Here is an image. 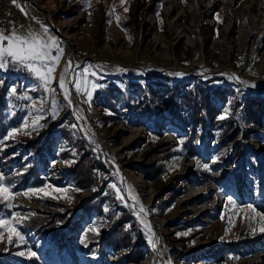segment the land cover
<instances>
[{
  "label": "rangeland",
  "instance_id": "1",
  "mask_svg": "<svg viewBox=\"0 0 264 264\" xmlns=\"http://www.w3.org/2000/svg\"><path fill=\"white\" fill-rule=\"evenodd\" d=\"M49 1L52 8H42ZM16 7L24 21L6 33L52 36L57 43L60 29L71 38L60 47L63 55L48 86L55 91L26 70L0 69V175L19 193L11 208L0 201V219L17 214L24 237L9 243L8 230L0 227V264H83L81 255L91 264H159V254L160 264H264V116L262 131L245 122V99L264 101V0H16ZM70 49L79 60L74 78L91 93L72 85L94 134L105 151H113L121 171L141 177L150 190L143 195L144 209L159 235L158 251L150 252L148 262L152 234L132 211L107 151L80 128L60 90L57 75ZM182 84L195 91L223 90L224 96L208 97L218 108L216 124L198 96L193 103L202 119L189 121L194 110L178 96ZM37 118L43 127H32ZM169 124L175 129H167ZM227 124L228 134L237 132L235 139L220 137L218 128ZM25 125L30 135L3 139ZM158 150L177 153L155 158ZM83 158L96 183L92 188L74 177ZM152 163L164 173L160 186L175 191L164 202L144 173ZM40 188L49 195L24 194ZM35 212L67 217L56 222L58 228L42 230L25 224ZM229 244L238 247L222 261L217 252ZM110 253L119 261L108 260Z\"/></svg>",
  "mask_w": 264,
  "mask_h": 264
},
{
  "label": "snow or ice",
  "instance_id": "2",
  "mask_svg": "<svg viewBox=\"0 0 264 264\" xmlns=\"http://www.w3.org/2000/svg\"><path fill=\"white\" fill-rule=\"evenodd\" d=\"M16 0H13V3H15ZM87 2V0H85ZM123 3V0H121ZM127 11V9H125ZM119 17H117V21L119 22ZM45 32H47V29H45ZM55 48L56 55H52V49ZM63 55V49L59 47V45L56 43V38L52 36H48L46 39L41 38L40 36L30 34L27 36L24 35H18L14 30L11 31V33H6L4 30L0 29V69H9V68H17L20 70H26L30 74H34V76L42 82L43 86L49 90V91H55V89L49 88V84L51 83V80L53 79V73L56 70V66L60 62V58ZM71 62H69L70 65ZM69 65H66V69ZM89 69H84L85 73H88ZM92 75H96V73H92ZM176 75H183L181 73H177ZM84 82L87 83V75L84 77ZM72 85L76 88L77 92L85 91L86 89H82L81 82L78 77L74 78L72 80ZM59 86L61 89H64V98L68 100L69 103H71V100L69 99L70 93L67 91V84L64 80L63 73L60 75L59 79ZM102 86V85H101ZM16 89H12V92L14 93ZM86 94L90 97L91 93ZM232 101H229V104H231ZM56 108V101L53 99L52 101V109H53V116H55ZM43 111V108L40 109ZM220 119H223L224 117H219ZM43 127V125L39 124V118L32 121V127ZM27 125H25L23 128H13L11 129L5 137H3L4 140H8L9 138L14 139L15 134L17 132H23L24 135H30L31 133L27 131ZM198 166H202L205 169L208 168V164H200V161H197ZM76 191H79V189H76ZM39 192H43L45 196L49 195V193L44 191V188L40 189H28L27 192L24 194L28 196V193H32L33 195L38 194ZM14 195H19V193H13L11 188L4 182V177L0 175V201L7 203V206L9 208L13 207V205L10 203L11 199ZM30 199L31 196H28ZM55 198V197H54ZM71 202V197L66 196ZM134 198V197H133ZM226 199L235 204V200L231 196H227ZM250 209L255 211V209L252 208V205H248ZM140 212H144L143 206L140 207ZM260 218L262 221H264V214H260ZM23 219H26L24 217ZM250 219V217H249ZM143 223V220H141ZM13 224L15 226H13ZM21 224V218L18 217L17 214H13V219H0V227L8 230V242L13 243V237L16 238V241L23 242L24 237L21 234V232L17 231V228ZM145 228L147 229L148 233L151 234L152 229L151 225L145 224ZM93 231H96L93 229ZM255 232V230H253ZM260 231L264 232V227L260 228ZM184 235H187L185 233ZM84 240L82 238L81 243H83ZM149 242L152 243V247L155 248V242L152 240V236L149 235ZM24 254V253H21ZM30 256H36L35 252H29Z\"/></svg>",
  "mask_w": 264,
  "mask_h": 264
},
{
  "label": "trees",
  "instance_id": "3",
  "mask_svg": "<svg viewBox=\"0 0 264 264\" xmlns=\"http://www.w3.org/2000/svg\"><path fill=\"white\" fill-rule=\"evenodd\" d=\"M182 90L184 91L183 94H178V96L180 98H182V100L184 101L185 105H187L190 109H193L194 112L190 115L189 117V121L196 123V121L202 119V113L200 111V108L198 107V103H193L194 99L198 96V102L201 103V105L203 106L206 115L209 116L213 123H215L214 118V114H216V108L215 106H213V104H211V102L208 101V97L211 94L214 95H220V96H224V92L223 90H221L220 87H216V88H212L211 89V93H209L208 90H205L204 88H200L199 90H196L192 87H188L187 84H182L181 85ZM105 91H109V90H105ZM101 96V94L98 92V94H96V96ZM160 97V96H159ZM165 97V103H169L170 104V100L171 98H167L166 94H164ZM101 103V102H100ZM164 102L161 101V104H165ZM261 103H264V101L262 102L261 100H259L258 98L256 99H252V98H246L245 99V109L247 110V119H245V122L247 125H249L252 129L255 130H261L262 131V116H264V110L262 111V106ZM2 105V101L0 100V106ZM172 109V108H171ZM264 119V118H263ZM234 122V120H233ZM230 127V124H227V129H223V126H220L218 129L220 130V137L223 136H227L229 137V139H235L237 132L228 134V128ZM1 126H0V130H1ZM211 131V130H210ZM207 135H209L208 133H206ZM194 138V128L192 131H190L189 133V140L192 141V139ZM191 151V147L189 148V152H187V154H190ZM154 152V151H153ZM175 154L177 153L176 150L169 152V151H163L162 150H158L155 155H157L155 158L159 156L161 157H165V155H170V154ZM144 157H146L148 159V154H146ZM84 158L81 160V162L76 166V170H75V179H78L80 181H90L91 183L87 186H81V187H88V188H92L94 186H96V183L94 181V179L92 180V173H91V169L88 168L87 162H84ZM84 164V165H83ZM161 165L157 164V163H152L151 165L145 167L144 169V173L145 175L149 178V180L152 182L153 185H155L156 187H159V191L157 194V200H161L162 202H164L166 195H168L170 192L166 191L164 188H162L160 185V182H162L161 180V176H163L164 173H161ZM175 191H171L170 194L174 193ZM99 192H97L92 198L94 197H98ZM89 203V202H88ZM91 203V202H90ZM88 205V204H87ZM86 205V206H87ZM66 214H58V213H48V212H35L33 214H31L29 216V219L27 221H25L26 226L31 227V228H38V229H47V230H52L55 228H58L61 224H57L56 222H62L64 219H66ZM235 244H229L228 246H221L220 250L217 252L218 258L222 259V261L228 260V255L234 251H236L234 249H232V247H238V246H234ZM219 253V254H218ZM222 257V258H221ZM3 261V259L0 260V263ZM24 264H29V262L27 261H23Z\"/></svg>",
  "mask_w": 264,
  "mask_h": 264
},
{
  "label": "bare ground",
  "instance_id": "4",
  "mask_svg": "<svg viewBox=\"0 0 264 264\" xmlns=\"http://www.w3.org/2000/svg\"><path fill=\"white\" fill-rule=\"evenodd\" d=\"M211 1L216 2L217 0H211ZM206 6H208V4H206ZM46 7L48 9H49V7L52 8V3L49 1L48 6H43L42 8H46ZM48 18H50V15L48 16ZM59 31H60V29H59ZM176 31L178 33L182 34L183 36H185L187 38V40L190 41V34L187 31H181L179 29L176 30ZM69 62H71L70 65H69ZM78 64H79V60H77L76 55L74 54L72 49H70L69 52L66 54L65 59L63 61V64H62V66H61V68L59 70V73L57 75V80H58V83H59L60 75H61V73H63L64 80H65V82L67 84V91L70 93L69 99L71 100L70 108H71L72 114H73L76 122L80 126V128L83 131H85L90 138L95 140V139H98V138L94 134V131L92 130L91 126L89 125V122L85 118V115L83 113L81 105H80V103L78 101L77 95H76V93H75V91L73 89L72 83H71L72 80L74 79L75 70H76V67H77ZM66 65H69L67 67V69H66ZM202 69H204L203 65L201 66V70ZM60 90L64 94V89L60 88ZM167 129L174 130L175 129V125L174 124H169ZM95 142H96V140H95ZM106 151H105L106 152V158H107V160L110 163V167H111V169L113 171L112 174L117 176V178L119 179L120 188H121L123 194L126 196L128 202L130 203V205H131L130 207L132 208V211L134 212L135 215L143 217L144 226H145V224L151 225V229H152L151 234H152V236L154 238L153 241L155 242L156 246H155V248L152 247V250L148 251V255L146 256V260H147L146 262H148L150 257H151L150 252L151 251H154V252L156 251V253H157V251H158V235H159L158 228L156 227L157 222L152 220L147 214H145L146 213L145 209H144L143 213L140 212V207L141 206H143V208H145L143 195L147 194V193H150L149 192L150 190H148L149 188H147L146 183L144 182V180H142L141 177H137L134 174H131L126 169H122L123 171H121V169L116 164V159H115V157L113 155V151H111V153L109 152L110 150L108 151V149H106ZM184 167L186 168V166H184ZM198 188L196 187L195 190L196 189L198 190ZM195 190L192 189L191 191H189V195L193 196L192 194L195 192ZM160 257L161 256L159 254L158 255V259H161L159 261V264L162 261V258H160ZM106 258L108 260H111V262H118L119 261L118 256L116 254H113V253H110V255H107ZM80 261L83 264H91L90 261H89V258L85 257L83 255H81Z\"/></svg>",
  "mask_w": 264,
  "mask_h": 264
},
{
  "label": "built area",
  "instance_id": "5",
  "mask_svg": "<svg viewBox=\"0 0 264 264\" xmlns=\"http://www.w3.org/2000/svg\"><path fill=\"white\" fill-rule=\"evenodd\" d=\"M23 17L16 7V2L13 0H0V29L5 32L23 23ZM59 47L63 46L65 39H70L68 35L65 37L61 31H57Z\"/></svg>",
  "mask_w": 264,
  "mask_h": 264
},
{
  "label": "water",
  "instance_id": "6",
  "mask_svg": "<svg viewBox=\"0 0 264 264\" xmlns=\"http://www.w3.org/2000/svg\"><path fill=\"white\" fill-rule=\"evenodd\" d=\"M37 6V5H36ZM51 18V23H53V19H52V16L50 17ZM84 61V59H81V63ZM94 62H102V61H96V60H93ZM102 63H104V64H106V62H102ZM96 140V142L103 148V150H104V153H105V147L103 146V141L101 140V139H95Z\"/></svg>",
  "mask_w": 264,
  "mask_h": 264
}]
</instances>
